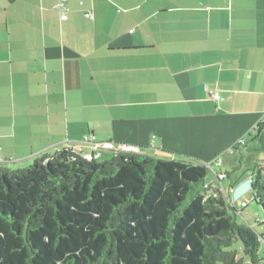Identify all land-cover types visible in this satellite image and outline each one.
I'll use <instances>...</instances> for the list:
<instances>
[{"label": "crops", "instance_id": "0c3cea01", "mask_svg": "<svg viewBox=\"0 0 264 264\" xmlns=\"http://www.w3.org/2000/svg\"><path fill=\"white\" fill-rule=\"evenodd\" d=\"M67 1L62 22L57 0H0V163L90 138L240 177L234 149L264 121V0ZM244 179L206 185L237 198Z\"/></svg>", "mask_w": 264, "mask_h": 264}, {"label": "trees", "instance_id": "16d2710c", "mask_svg": "<svg viewBox=\"0 0 264 264\" xmlns=\"http://www.w3.org/2000/svg\"><path fill=\"white\" fill-rule=\"evenodd\" d=\"M243 149L264 154V121ZM214 165L144 152L90 162L72 149L0 163V264H264V236L205 189ZM237 172H225L230 188L248 178L264 212V166Z\"/></svg>", "mask_w": 264, "mask_h": 264}, {"label": "built area", "instance_id": "2783aa9c", "mask_svg": "<svg viewBox=\"0 0 264 264\" xmlns=\"http://www.w3.org/2000/svg\"><path fill=\"white\" fill-rule=\"evenodd\" d=\"M81 4L83 5V2H81ZM56 8L58 10L60 20L62 22L67 21L69 19L68 1L67 0H57ZM86 17L91 18V19L93 18L92 14H90V13H88L86 15ZM213 97L216 99L219 98L217 93L213 94ZM81 144L89 147L88 150L83 153V157L90 162L101 160L103 158V154L105 152L111 153L113 155H117L118 153H121V152H134V153H140L141 152V149L139 147H136V146L115 144V143H110V142L109 143H97V142L91 140L90 138H87ZM214 164L218 168H221L223 166V159L218 158ZM213 175L219 181H224L227 178V175L224 171H222L220 173H218L216 171V172H214ZM210 187H213V188L211 189ZM205 189H210L209 194L213 195V196H216V192L214 189H220L221 191H223L225 193L223 188H219L218 186H215V184L206 185ZM225 198L230 205H235L236 202L238 201L237 198L231 197L230 195H228L226 193H225ZM246 206H247V204L245 202L242 203V207H246ZM257 222H261V219L257 218Z\"/></svg>", "mask_w": 264, "mask_h": 264}, {"label": "rangeland", "instance_id": "374dc122", "mask_svg": "<svg viewBox=\"0 0 264 264\" xmlns=\"http://www.w3.org/2000/svg\"><path fill=\"white\" fill-rule=\"evenodd\" d=\"M249 157L250 156L247 153L244 155V158L242 161L244 168L246 166L251 165L252 161H250ZM253 157L256 160H258L259 163L264 162V154H258L256 156H252V159H253ZM214 169L218 170L219 168L214 165ZM238 174H240L239 171H238ZM211 179H212V175H209L206 182L210 181ZM244 180H248V178H246ZM225 186H226V188H228L229 187L228 183H225ZM237 199H238V201H237L238 202V204H237L238 211L242 213V215L236 214L238 221L239 222H246V223L250 224L251 226L255 227V230L259 233V235L264 236V223L262 222V221H264V212H263L262 208L253 200V194L251 192V189H249L243 196L237 197ZM244 202L248 205L247 208L241 207L242 203H244ZM233 214H235L234 211H233ZM257 218L261 219V222L263 223L262 225H259L257 223ZM260 255L262 258H264V240L263 239H261Z\"/></svg>", "mask_w": 264, "mask_h": 264}]
</instances>
